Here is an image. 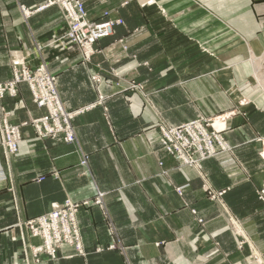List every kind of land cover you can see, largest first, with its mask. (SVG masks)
Wrapping results in <instances>:
<instances>
[{"label":"crops","instance_id":"1","mask_svg":"<svg viewBox=\"0 0 264 264\" xmlns=\"http://www.w3.org/2000/svg\"><path fill=\"white\" fill-rule=\"evenodd\" d=\"M45 1L0 0L1 81L10 77V51L31 48L33 40L44 43L61 33L64 22L56 6L34 12L26 19L19 7L34 10ZM123 1L84 0L92 20H99L102 11L110 10L112 16L117 12L124 21L111 36L95 43V47H104V54L93 55L89 64H83L78 52L69 47L43 49L49 69L58 76V91L68 108L94 101L98 92L106 96L103 107L75 120L80 145L90 154L88 169L92 178L80 175L73 145L61 140H37L31 128L23 127L24 140L8 168L9 178L0 184V264H125L124 255L118 251H95L112 241L97 208H83L78 213L87 252L83 257L74 256L73 250L64 246L57 259L41 254L36 261L30 245L38 244V240L16 227L46 212L52 202L68 196L75 201L91 197L95 186L107 192L105 202L130 264H248L249 250L236 249V237L225 227L219 205L206 198L196 170L177 168V162L159 150L157 133L152 128L159 118L175 125L198 113L220 112L228 105L223 95L231 92V79L237 80L240 71L246 69L240 59L248 49L254 52L264 47V0H200L204 8L190 0H156L167 17L156 6L141 8L136 0H126L128 3L120 6ZM118 38L128 39L130 55L114 64L110 51H120L112 46ZM198 42L209 46L213 56L199 52ZM30 61L31 65L39 63L35 54ZM145 61L149 68L137 66L136 72L131 70ZM232 63L238 64L233 74ZM111 66L143 83L150 104L144 102L140 92L123 93L115 87ZM96 73L103 79L98 86L90 80V75ZM8 102L14 123L42 113L32 103L25 84L19 85L18 95ZM232 124L235 126H231L227 138L242 145L249 140L243 135L264 130V114H258L252 128L237 127L241 124L239 118L232 119ZM140 133L142 137H138ZM237 152L250 165L254 178L232 186L224 201L264 249V204L254 194V185L261 181L259 162L251 144ZM201 169L209 174L215 189L231 184L219 160H206ZM54 170L58 171L57 178L50 175ZM161 170L167 171L166 175ZM42 175V182L34 181ZM178 186L184 187L181 197L174 191ZM196 217L203 219V226Z\"/></svg>","mask_w":264,"mask_h":264},{"label":"rangeland","instance_id":"2","mask_svg":"<svg viewBox=\"0 0 264 264\" xmlns=\"http://www.w3.org/2000/svg\"><path fill=\"white\" fill-rule=\"evenodd\" d=\"M81 1L85 6L84 0ZM136 1H138L141 8L156 6L158 12L162 16L167 17L165 9L159 5L156 0ZM190 1L197 7L204 8V3L202 1ZM102 2H105V0H102ZM127 3L128 1L125 0L120 3V6H125ZM85 9L87 12V18L90 22L97 23L106 19L121 21V23L113 25L111 34L108 36H111L114 33V28L116 26L124 24L122 17H120L117 12H113L112 16L110 10H104L102 11L101 18L99 20H92L89 17L86 6ZM24 18L26 19L27 17L24 16ZM62 19L64 26L60 34L51 37L44 43L33 40V46L31 48H19L17 50L10 51V77L3 81L0 80V88H3L5 90L4 92H6L3 94L2 99H0V106L3 107V109H0V173L5 175V179L3 181L0 180V184H3V182L5 183L9 178L8 168L11 165L14 156L18 153L21 142L24 140V134L22 131L23 127L31 128L33 137L37 140H61L65 144L73 145L78 155L80 175L90 176L92 178L88 169L90 154L84 151L80 145L76 135L75 120L80 115L91 111L98 106H102L106 96L98 92L94 101L83 104L77 108H68L62 101L58 91V76L49 69L43 55V49L57 47L65 50L69 47L70 49H75L78 52L81 56L83 64H89L93 55L99 53L104 54V47H95V43L99 39L96 40L92 44V55L86 59L84 57L86 50L83 52L75 44L67 41L54 43L57 36L63 35L68 31L67 22L63 16ZM128 43L129 41L127 38H118L113 43L112 46H116L117 49H120L119 52L110 51L114 64L118 63L122 56L130 55L128 52V48L130 47ZM197 46L199 52L202 54L213 56L212 50H210L211 48L209 46L203 45L199 42L197 43ZM251 51L252 50L248 49L245 57L240 59V62L246 65V69L240 71L239 78L237 80L235 77L231 79V92L227 95H223V100L224 102H228V105H226L222 111L216 113L212 112V114L208 113L206 115L198 113L194 118L182 121L175 125L169 124L159 118L152 130H155L157 133L156 139L159 145V150L166 156L173 158L177 162V168L186 167L196 170L201 180V188L204 191L206 198L219 205L221 214L226 221L225 227L228 228L236 237V249L239 251L249 250L248 264H264V251H262L264 249L258 246L256 240L249 234L246 228H244L241 220L230 210L224 201V195L231 190L232 186L243 181L252 182L254 178L250 165L247 161L243 160L237 152L239 149H242L245 144H251L254 146L256 159L259 162L257 169L259 171L257 172L261 177V181L254 185V194L257 200L264 204V130H256L254 133L252 131L249 136L243 135L242 137L244 138L249 137L247 138L249 140H245L246 142L242 145L240 143H231L226 135L228 132L232 131V127L234 128L235 126L232 124V119H240L241 124L237 127L241 128L243 125H249L252 128V122H257L258 114H264V88L258 81L259 79L264 80V47H261L259 51ZM32 54L37 55L39 59V63L36 65H31L30 60L32 58ZM240 55L244 56L243 54ZM235 57L236 56H232V58ZM16 58L21 59L17 68L21 71L23 65L25 64L28 76L27 78H23L22 75L19 77L14 88L15 95L11 96L8 90L13 88L11 85L15 82L13 73L15 65L13 64V60ZM41 65L44 66L47 73L46 75L45 71L43 72L45 77L42 76L41 72H39V67ZM236 65L238 64H231V74H233V70ZM137 66H146L149 68V63L147 61L136 63L131 70L136 72ZM241 67L242 66H240V70ZM109 71L116 78V81L112 83L115 87L120 88L123 93L140 92L142 93L144 102L146 104H150L148 95L144 93L145 86L143 83L137 82L132 77H125L124 74L121 73H125V71L118 67L111 66ZM48 76H50L51 79L46 78ZM90 80L95 86H98L103 79L101 75L96 73L90 75ZM20 84H25L27 86L32 103L37 109L42 110V113L37 116L30 115L25 121L14 123L11 121V116L14 112L12 109H9L11 104L8 101L9 99L16 98ZM34 96L42 100L44 104L42 107L38 106ZM57 99L63 111L66 113V116L68 114L71 115L70 118L66 119L62 115V117L59 115L60 111L56 106ZM251 112L254 114L253 118L251 117ZM104 116L107 120L108 115L105 110ZM3 120H5L7 125L3 124ZM217 122H222V126L217 127L215 125ZM110 130H112V128H110ZM142 133L144 136L145 132L143 131ZM142 133L138 134V137H142ZM144 137L148 144H150L148 135L146 134ZM4 143L6 147H8V151L10 153L8 152L5 154V152H2L1 147L3 148ZM10 147L14 148L13 151H10ZM214 158L221 162L226 175L231 179L230 185L220 189H215L212 186L209 174L201 169L204 161ZM83 160L85 162L84 165L81 164ZM161 164V161H158V165L161 166ZM166 173L167 171L161 170V174L166 175ZM50 175L54 178L59 176L58 171L56 170H54ZM44 179L45 176L42 175L36 177L34 181L42 182ZM93 184L95 185L94 182ZM183 189V186H178L174 188V191L181 197L183 195ZM106 194L107 192L100 190L95 186V191L89 198L75 201L69 196L65 197L61 202H52L46 212L17 223L16 227L25 231L29 237L38 240V244L32 246L30 245L31 256L36 261L39 260V255L41 254L47 256L51 260H55L58 257L59 250L64 246L71 248L74 252V256H85L87 252L83 245L81 228L78 222V213L83 208L94 207L99 210L103 224L112 237V241L105 248L98 246L95 251L100 252L103 249L118 251L120 254L124 255L125 264H130L125 256L126 246L121 243L116 223L106 205ZM83 201L88 202L89 205H82L75 208L76 204L82 203ZM191 213L195 215L196 211L192 209ZM196 221L203 226L204 222L202 218L196 217ZM213 243L215 246H218L216 242ZM156 245L159 244L156 243Z\"/></svg>","mask_w":264,"mask_h":264},{"label":"built area","instance_id":"3","mask_svg":"<svg viewBox=\"0 0 264 264\" xmlns=\"http://www.w3.org/2000/svg\"><path fill=\"white\" fill-rule=\"evenodd\" d=\"M51 6H56L60 10L62 16L65 18L67 22V29H68V31L64 33L63 35L57 36V39L54 41V43L62 42V41L71 42L75 44L76 46H78L80 50H82L83 52H85L86 50V54L84 55L86 59L92 55V52H93L92 44L96 40L110 35L113 25L117 23H121L120 20L113 21V20H108V19L97 22V23L90 22L89 19L87 18V12H86L85 6L83 5L81 0H46L44 3L38 5L34 10L25 8V6L23 5H20L19 7L22 13L24 14V16L28 17L34 12L44 10L45 8H48ZM20 60L21 59L19 58H16L13 60V64L15 65L14 72H13L15 82H13V84L11 85L13 86V88L8 90L11 96L15 95L14 88H15V84L18 81L19 77L22 75L23 78H27L28 76L25 64L23 65L21 71L17 68V65H19L21 62ZM39 68H40L39 72H41L42 76H44L43 75V72L45 71L44 66L41 65ZM45 74L47 75L46 71H45ZM46 78L51 79L50 76ZM4 91L5 90L3 88H0V99H2L3 94L6 93ZM34 98L39 107H42L44 105L40 98L38 99V97L36 96H34ZM56 106L58 110L60 111L59 113L60 116L62 115L66 119L71 117L70 114L66 116V113L63 111L58 99L56 100ZM0 109H3V107L0 106ZM3 124L7 125L5 120H3ZM13 149H14L13 147H10V151H13ZM1 150L3 153L5 152V154L9 152L8 147H6L5 143L3 144V148L1 147ZM81 164L82 165L85 164L84 160L81 162ZM0 172H1V169H0ZM4 179H5V175L3 173L2 174L0 173V180L3 181ZM82 205H89V203L83 201L82 203L76 204L75 208L80 207ZM76 235H77V231H76Z\"/></svg>","mask_w":264,"mask_h":264},{"label":"bare ground","instance_id":"4","mask_svg":"<svg viewBox=\"0 0 264 264\" xmlns=\"http://www.w3.org/2000/svg\"><path fill=\"white\" fill-rule=\"evenodd\" d=\"M264 55V54H263ZM260 61V60H259ZM264 61V60H263ZM259 63V62H258ZM264 63V62H263ZM260 64V63H259ZM256 71V70H255ZM259 71V70H258ZM259 78H260V76H259ZM259 81V84L261 83V85H262V87L264 88V80L263 79H259L258 80ZM215 124V123H214ZM217 127H221L222 126V122H217L216 124H215ZM214 125V126H215ZM215 126V127H216Z\"/></svg>","mask_w":264,"mask_h":264}]
</instances>
